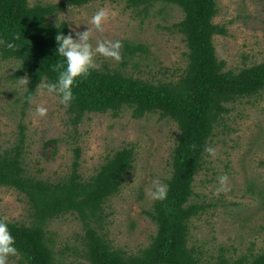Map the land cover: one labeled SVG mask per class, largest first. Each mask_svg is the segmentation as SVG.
Returning a JSON list of instances; mask_svg holds the SVG:
<instances>
[{
    "label": "trees",
    "instance_id": "1",
    "mask_svg": "<svg viewBox=\"0 0 264 264\" xmlns=\"http://www.w3.org/2000/svg\"><path fill=\"white\" fill-rule=\"evenodd\" d=\"M93 1L31 4L30 0H0V37L7 41L13 39V33L20 34L14 41L17 47L9 49L0 44V57L18 63L11 75L13 80L27 79L24 108L29 103L27 97L35 95L40 79H55L52 65L62 59L55 52V34L70 32V22L58 20V29L55 17L70 7ZM123 1L128 10L143 17L154 12L157 5L176 6L182 11V18L166 27L181 34L185 42L187 63L183 72L177 78L153 80L129 73L131 62L147 55L150 48L142 42L123 40L118 65L97 63L86 76L78 78L73 99L65 107L69 125L75 130L86 114L110 112L118 116L124 109L130 110L135 119L157 114L176 124L171 172L165 179L167 195L155 199L146 211L156 225L155 235L137 254H129L115 248L104 229L106 204L120 192L135 167V147L116 150L94 174L84 178L80 172L81 148L77 145L68 174L51 181L28 172L24 163L26 126L21 123L16 142L0 152V187L17 190L28 205L27 220H6L18 249L11 256L17 258V264H65L64 252L56 250L49 225L58 217L72 214L82 223L81 256L88 264H264V240L256 251L250 248L232 255L222 249L211 259L190 244L193 220L210 206L193 198L196 174L208 154L203 145H211L219 127H228L236 102L264 91V59L229 69L218 57L214 37L227 34V30L214 21L217 0ZM156 13L162 14V9ZM59 140L48 139L44 147L56 149ZM65 249L71 252L73 248Z\"/></svg>",
    "mask_w": 264,
    "mask_h": 264
},
{
    "label": "rangeland",
    "instance_id": "2",
    "mask_svg": "<svg viewBox=\"0 0 264 264\" xmlns=\"http://www.w3.org/2000/svg\"><path fill=\"white\" fill-rule=\"evenodd\" d=\"M64 1L30 0V3ZM101 6L110 11L102 32L89 22L92 12ZM217 6L214 21L227 30V34L214 37L218 57L227 62L229 69L261 62L264 0H217ZM158 8L162 14L156 13ZM153 11L143 17L128 10L123 0H96L82 7H70L55 18L68 20L71 31L90 27L93 45L105 37L147 44L150 52L136 57L128 72L149 80L177 78L187 63L186 45L181 34L169 31L166 26L179 21L182 11L165 5H157ZM95 59L98 64L109 61L115 66L120 60L100 54ZM17 64L0 57V152L16 142L23 123L26 126L24 163L28 172L56 181L70 171L77 145L81 148L80 172L84 178L94 174L116 150L135 147V167L120 192L107 202L104 229L115 248L137 254L156 232V225L146 214L155 199L146 195L145 188L153 178L165 183L170 175L172 148L178 133L176 124L157 114L135 119L130 110L124 109L118 116L110 112L86 114L75 130L69 125L65 105L54 93L36 90L33 102L24 108L27 79L11 78ZM36 103L47 107L46 115L35 113ZM227 122L228 127H219L211 143L216 155H206L205 165L196 174L194 183L193 198L210 206L193 220L190 244L207 259L216 257L222 249L232 255L250 248L256 251L264 240V91L236 102ZM51 138L60 139L56 149L44 147ZM222 173L228 175L227 191L216 190L217 178ZM0 216L8 221L27 220L25 197L13 188L0 187ZM49 228L55 237L56 250L64 252L65 264H88L81 256L80 239L84 232L77 216L58 217ZM66 246L73 248L71 252ZM16 261L10 255L7 264H17Z\"/></svg>",
    "mask_w": 264,
    "mask_h": 264
},
{
    "label": "clouds",
    "instance_id": "3",
    "mask_svg": "<svg viewBox=\"0 0 264 264\" xmlns=\"http://www.w3.org/2000/svg\"><path fill=\"white\" fill-rule=\"evenodd\" d=\"M110 11L104 6L98 7L92 12L89 22L98 31L104 30V21L109 17ZM58 17L55 20V26L58 24ZM89 25V24H87ZM71 28V25H69ZM58 28V27H57ZM59 29V28H58ZM90 27L83 30L72 29L68 33L57 31L55 34L56 55L62 57L52 65L53 70L56 72L54 80L40 79L36 84L38 91H46L49 94H56L59 102L67 106L73 99V86L78 78L86 76L89 71L97 66L96 55L100 54L105 57H112L119 60L121 40L97 39L93 45L90 40ZM74 33V34H73ZM19 33H13L12 40H5L0 37V44H3L9 49L17 47L15 39L19 38ZM28 102H33V97H27ZM34 111L39 116L46 115L48 109L43 103H36ZM193 147H195L193 145ZM203 151L214 156L216 149L210 144L203 145ZM217 191H227L228 189V175L222 173L218 176ZM168 185L158 178H153L151 185L145 188L146 195L151 199H164L167 195ZM18 249L15 244V237L9 229L8 223L5 218L0 217V264H7L10 255L17 254Z\"/></svg>",
    "mask_w": 264,
    "mask_h": 264
}]
</instances>
